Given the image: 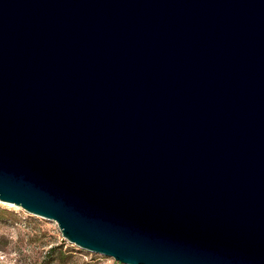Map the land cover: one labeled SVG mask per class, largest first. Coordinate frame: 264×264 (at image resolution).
I'll return each mask as SVG.
<instances>
[{"label": "water", "instance_id": "95a60500", "mask_svg": "<svg viewBox=\"0 0 264 264\" xmlns=\"http://www.w3.org/2000/svg\"><path fill=\"white\" fill-rule=\"evenodd\" d=\"M0 200L124 264H264V0H0Z\"/></svg>", "mask_w": 264, "mask_h": 264}, {"label": "rangeland", "instance_id": "374dc122", "mask_svg": "<svg viewBox=\"0 0 264 264\" xmlns=\"http://www.w3.org/2000/svg\"><path fill=\"white\" fill-rule=\"evenodd\" d=\"M0 264H124L63 237L53 219L0 200Z\"/></svg>", "mask_w": 264, "mask_h": 264}]
</instances>
